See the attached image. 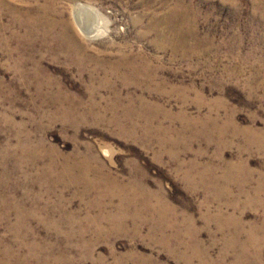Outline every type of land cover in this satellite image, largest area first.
Listing matches in <instances>:
<instances>
[{"label":"rangeland","instance_id":"374dc122","mask_svg":"<svg viewBox=\"0 0 264 264\" xmlns=\"http://www.w3.org/2000/svg\"><path fill=\"white\" fill-rule=\"evenodd\" d=\"M56 155L163 202L168 227L100 208ZM261 185L264 0H0V200L24 209L0 203V249L20 264H264Z\"/></svg>","mask_w":264,"mask_h":264},{"label":"bare ground","instance_id":"6f19581e","mask_svg":"<svg viewBox=\"0 0 264 264\" xmlns=\"http://www.w3.org/2000/svg\"><path fill=\"white\" fill-rule=\"evenodd\" d=\"M76 11H77L76 14L79 16V19L81 20L83 26L89 27L92 32L101 29L100 25L95 26V21H96L94 18L95 14L92 12V10L89 7L85 6L84 4H79L76 6ZM36 18L39 19V17ZM46 23L47 25H50L52 27L56 25L54 21L46 20ZM68 30L69 29L67 27L65 29H62L60 31L61 35L59 34L60 38L63 36V38L65 37L66 39L68 37V39L72 41L73 37L71 36V34L68 33ZM59 161H60L59 155H56V157L53 156V159L50 161V163L44 167L45 170L51 173L55 171L58 166L60 170L57 171L58 173L56 175L59 180L65 176H69V179H72L71 183L78 184L79 182L84 181L86 183L85 184L86 187L84 188L85 189L84 193H88L91 191L99 192L98 196L100 199H102L100 202H98L100 208L106 206L104 203V200L106 198L112 197L114 195H118L120 197L119 209L121 210V213H125L124 211H126L128 208H130L131 210V207H134V209L130 212H132V215L135 217V219L139 221H143L144 220L143 211L150 210L153 211L155 214L159 215V217H157L155 220V226L159 228V230H164L165 228L168 227L167 216L165 213L166 212L165 204L163 202H158L157 204H153L148 200L147 194L138 195V192L134 190L136 189L135 188L136 185H134L133 183L122 185L118 181V179L113 178V176H111L110 174L102 173V172L100 173L101 175H99L97 178L92 177L90 175L91 173L90 170L92 168L91 165L89 164V158H84L83 160H77L74 162H71L70 160L67 159L64 160L63 162H59ZM76 171H79L81 176L75 175ZM187 176H190L191 178L193 177L200 178L202 185L204 186L205 185L208 186V184H211L213 181L215 183L220 181L217 179V177L209 175L208 173H204L203 171H199V172L196 171V173L190 171L189 175ZM263 190H264V185H261L257 188L256 193L258 194ZM103 196H105L104 200L102 198ZM2 202H4L5 205L4 216H7V218H9L10 213L15 210L17 212L16 214L20 215L19 216L20 218H23L24 209L20 204H12L11 202L8 203L7 200L3 201V199H1L0 203ZM123 216H120L122 217L121 219H124L126 217V214L124 217ZM139 226L140 225H138V227ZM241 230L242 229L238 228L237 232H241ZM27 231H29L28 228ZM12 257H14V259ZM20 262L21 261L19 258H15V255L11 251V249L9 248L0 249V264H20Z\"/></svg>","mask_w":264,"mask_h":264}]
</instances>
